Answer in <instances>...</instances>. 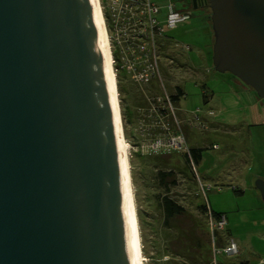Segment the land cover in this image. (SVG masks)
I'll return each mask as SVG.
<instances>
[{"label": "water", "instance_id": "water-1", "mask_svg": "<svg viewBox=\"0 0 264 264\" xmlns=\"http://www.w3.org/2000/svg\"><path fill=\"white\" fill-rule=\"evenodd\" d=\"M204 3L213 68L264 100V0ZM0 264H135L92 0H0Z\"/></svg>", "mask_w": 264, "mask_h": 264}, {"label": "rangeland", "instance_id": "rangeland-1", "mask_svg": "<svg viewBox=\"0 0 264 264\" xmlns=\"http://www.w3.org/2000/svg\"><path fill=\"white\" fill-rule=\"evenodd\" d=\"M150 1L159 6V19L163 21L168 0ZM171 1L177 9L189 11L190 18L175 28L163 26L156 40L161 81L169 96L178 86L183 90L184 96L175 104L178 108L176 118L187 146L203 148L201 160L195 166L185 161V150L165 149L172 154L168 166L175 171L177 179L169 193L202 223L206 218L195 207L198 202L225 217L221 230L214 235L209 232V238H203L208 247V262L204 264H237L244 259L249 264H264V203L254 186L255 179H264V100L230 72H218L213 68L209 7L194 8L190 0ZM110 2L98 0V9L106 40L108 37V48L113 52L116 49L114 23L121 16L111 15L109 5H113ZM110 63L127 142L143 262L160 264V259L169 258L163 253L166 239L179 229L167 228L162 223V211L157 203L160 189L155 177L160 165L144 157L147 150L140 147L148 140L143 133L150 122L147 116H139L138 112L142 111L138 108L145 106L138 101L141 94L155 95L161 89L158 84V88H147L146 84L132 83L120 64L111 59ZM204 91L208 94L205 102ZM200 117L217 127L199 121ZM205 225L208 229V223ZM228 241L235 242L236 253L214 250V246L223 247ZM176 260L189 264L185 259Z\"/></svg>", "mask_w": 264, "mask_h": 264}, {"label": "built area", "instance_id": "built-area-1", "mask_svg": "<svg viewBox=\"0 0 264 264\" xmlns=\"http://www.w3.org/2000/svg\"><path fill=\"white\" fill-rule=\"evenodd\" d=\"M203 2L204 0H197L198 6ZM110 3L114 6L109 5V8H112L111 15L121 16L116 22L113 19L116 49L112 52V49L108 48L111 61L120 64L122 69L128 72L132 82L154 88H158L159 85L161 89L155 95H146L150 105L138 108L142 111L138 112L139 116H147L146 119L150 122L143 133L148 136V140L140 147L144 146L147 150L145 154H155L166 151L165 149L172 152L185 150L184 152L188 153L181 125L176 118V107L161 81L158 45L155 43L161 35L163 26L175 28L179 23L190 18V12L177 9L174 2L168 0L165 5L164 20L161 21L159 6L150 0H111ZM150 116L153 117L148 118ZM225 222L223 215L219 219L210 218L211 232L221 230ZM212 242L214 245V238ZM214 250L218 249L214 246ZM220 250L224 253L237 252L233 241H228Z\"/></svg>", "mask_w": 264, "mask_h": 264}, {"label": "trees", "instance_id": "trees-1", "mask_svg": "<svg viewBox=\"0 0 264 264\" xmlns=\"http://www.w3.org/2000/svg\"><path fill=\"white\" fill-rule=\"evenodd\" d=\"M183 96L184 92L179 86L175 89V93L170 95L172 103L177 110L178 108L175 104ZM202 96L204 102L207 101L208 94H206L205 91L203 92ZM138 104H142L145 107L150 105L148 100H146V95L143 94H141ZM202 122L205 124H210V126L213 128L217 127L216 124L208 123L204 118ZM202 148L203 147L199 146L188 147V153L183 154L188 165L192 164L195 166L201 160ZM137 155H142V153L138 152ZM171 155L172 154L163 151L155 153L154 155L145 154L144 156L152 158V160H155L156 165H160L156 169L155 177L158 182V188L160 189L157 194V203L160 206V210L162 211V223L167 228L174 226L179 229L166 239L163 253L164 255H168L169 258L166 260L160 259V264H182L176 259H185L189 264H204L208 262V247H206V241L203 238H209V232L212 235L218 232V230L211 232L209 228V219H219L223 214L214 212L208 205L198 202L195 207L201 214L205 215L206 218L205 222L202 223L196 216H193V214L188 211L183 204L171 196L169 193L170 189L177 184L175 171L168 166ZM205 223H208V229L206 228ZM220 242H222L221 239L219 240V243ZM221 248L222 247L216 249L220 250ZM217 264L223 263L217 262ZM237 264H249V262L247 260H240Z\"/></svg>", "mask_w": 264, "mask_h": 264}, {"label": "bare ground", "instance_id": "bare-ground-1", "mask_svg": "<svg viewBox=\"0 0 264 264\" xmlns=\"http://www.w3.org/2000/svg\"><path fill=\"white\" fill-rule=\"evenodd\" d=\"M92 1H93L97 25H98L105 70L110 87L111 104L113 111L116 141L119 151V159L127 183V207H128L133 243H134L135 264H144L143 262L144 258L141 251L142 249H141V240H140L139 227H138V216L136 212V203L132 192L129 162L127 159V142L124 138L123 127L121 124L118 92L115 84L113 69L110 63L109 49L104 33L105 31L101 24V19H100L101 11L98 9V0H92Z\"/></svg>", "mask_w": 264, "mask_h": 264}, {"label": "crops", "instance_id": "crops-1", "mask_svg": "<svg viewBox=\"0 0 264 264\" xmlns=\"http://www.w3.org/2000/svg\"><path fill=\"white\" fill-rule=\"evenodd\" d=\"M199 120H202V121H203V117H200ZM202 121H201V122H202ZM216 148H217V147H216ZM244 260H245V259H244ZM239 261H240V260H239Z\"/></svg>", "mask_w": 264, "mask_h": 264}, {"label": "flooded vegetation", "instance_id": "flooded-vegetation-1", "mask_svg": "<svg viewBox=\"0 0 264 264\" xmlns=\"http://www.w3.org/2000/svg\"><path fill=\"white\" fill-rule=\"evenodd\" d=\"M203 6H205L206 4L204 3V4H202ZM207 6V5H206Z\"/></svg>", "mask_w": 264, "mask_h": 264}]
</instances>
